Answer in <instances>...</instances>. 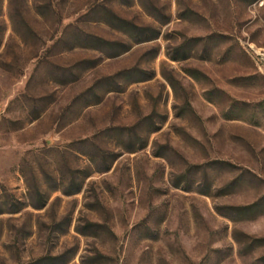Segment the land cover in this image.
Returning a JSON list of instances; mask_svg holds the SVG:
<instances>
[{
    "label": "rangeland",
    "instance_id": "1",
    "mask_svg": "<svg viewBox=\"0 0 264 264\" xmlns=\"http://www.w3.org/2000/svg\"><path fill=\"white\" fill-rule=\"evenodd\" d=\"M0 264H264V0H0Z\"/></svg>",
    "mask_w": 264,
    "mask_h": 264
},
{
    "label": "trees",
    "instance_id": "2",
    "mask_svg": "<svg viewBox=\"0 0 264 264\" xmlns=\"http://www.w3.org/2000/svg\"><path fill=\"white\" fill-rule=\"evenodd\" d=\"M238 210H240L241 208L240 207H237Z\"/></svg>",
    "mask_w": 264,
    "mask_h": 264
}]
</instances>
